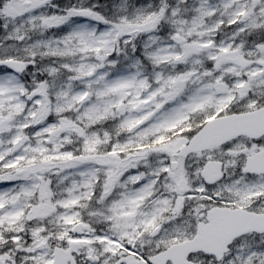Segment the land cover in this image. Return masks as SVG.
<instances>
[{"label": "snow or ice", "instance_id": "snow-or-ice-1", "mask_svg": "<svg viewBox=\"0 0 264 264\" xmlns=\"http://www.w3.org/2000/svg\"><path fill=\"white\" fill-rule=\"evenodd\" d=\"M0 264H264V0H0Z\"/></svg>", "mask_w": 264, "mask_h": 264}]
</instances>
